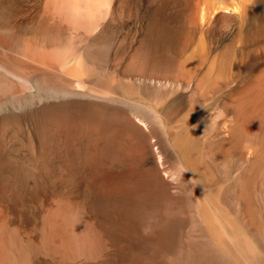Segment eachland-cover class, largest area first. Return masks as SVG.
Returning a JSON list of instances; mask_svg holds the SVG:
<instances>
[{
    "label": "rangeland",
    "instance_id": "rangeland-1",
    "mask_svg": "<svg viewBox=\"0 0 264 264\" xmlns=\"http://www.w3.org/2000/svg\"><path fill=\"white\" fill-rule=\"evenodd\" d=\"M82 1L0 0V218L37 244L54 211L77 242L57 204L81 203L96 252L33 264H192L221 221L251 238L245 223H264V0L201 26L215 0Z\"/></svg>",
    "mask_w": 264,
    "mask_h": 264
},
{
    "label": "bare ground",
    "instance_id": "bare-ground-1",
    "mask_svg": "<svg viewBox=\"0 0 264 264\" xmlns=\"http://www.w3.org/2000/svg\"><path fill=\"white\" fill-rule=\"evenodd\" d=\"M85 1L84 0L82 1L81 6H82V4H84L83 2H85ZM92 1L93 0H91L90 2H92ZM94 1L96 2V0H94ZM209 1H211V0H209ZM209 1H207L206 3H208ZM247 1L248 0H240V1H238V0H230V1H228V0H215L213 3L210 2L211 4L210 3L208 4L209 6H208V8L206 7L207 9L204 8L201 10L199 17H197L198 16L197 14L201 8L199 9L197 7V9H199V11L196 9L198 11L197 14H196V12L193 11L197 16H195V14L193 13L194 16H192V17H197L195 19V21L198 20L200 22L199 25L203 24V23L207 24V22L212 20L213 17L215 18V16H217L221 12L232 13V14L240 13V11L243 7V4H245ZM78 3H80V1ZM86 3L89 5V7L91 5H93L91 3H90L91 5H90L88 2H86ZM100 4L101 3H99L97 5H99V6L103 5V4L102 5H100ZM106 4H107V2H106ZM99 6L96 7V5H95V7L98 9L101 8ZM197 6H199V5H197ZM91 8H89V10L90 9L93 10L94 6H91ZM107 9H109V8H107ZM193 9L195 10V8H193ZM98 11H100V10H98ZM80 70H82V69H80ZM80 70H79V66L77 64H74L73 66H70V67L64 69V75L66 78H69V77L78 78L81 75ZM16 76H18V75H16ZM19 78L22 81V88L24 90H29L30 85H28V84H30V82H31L30 79L26 76H24V77L20 76ZM55 81L53 79L42 77L41 79H39V82H40L38 85L39 89H41L42 87H45V85H46L48 87L51 86L52 88H56L58 93L59 92L61 93L63 91L71 92L70 85H69L68 81H64V82L60 83V85H58V83H57L58 81L57 82H55ZM262 82H263V80H262ZM257 83H256V85H257ZM250 86H252V85H250ZM250 86H249V89H250ZM3 90H4V87L2 86V83H0V92ZM18 91H20V90H18ZM55 93L58 94L57 92H55ZM262 94H260V95H262ZM8 97H9V91H7L6 95H0V100H2L3 98H8ZM11 97L14 100H21V97L19 95H13ZM255 98H256V96H255ZM260 98L262 99V97H260ZM252 102H253V100H252ZM260 103H262V102H260ZM256 106H258V105H256ZM252 107H254V106H252ZM2 108H3V104L0 102V112H2ZM246 108H248V107H246ZM254 108H256V107H254ZM247 110H251V108L247 109ZM254 110L256 111V109H254ZM259 112H260V110H259ZM248 113H250V112L248 111ZM256 114H258V113H256ZM249 117H251V116H249ZM2 118H3V116L0 115V128H2L4 131V129L7 126H6V124ZM256 118H257V115H256ZM251 119H252V117H251ZM244 121H242V122H244ZM253 121H251V122L253 123ZM141 123H144V122H141ZM250 125H253V124H250ZM144 127H146V125ZM0 136H2V135H0ZM261 179H262V181H264V175L261 177ZM59 200H61V199L59 198ZM96 204H97V202H96ZM55 205H56V203H55ZM57 205H58L57 210H58V213L60 215L65 214L67 216H70L71 218H73L76 221V222L75 221L74 222L76 224H78V225L73 226L74 229L79 231L80 237H79V239H77L78 241L76 242L75 240H73L70 229L65 226L67 224L64 225L63 222L61 221V219L58 217V215L54 214V211L52 214H48L47 216H45L46 218L44 217L45 218L44 224L42 223L44 226L41 225L44 227L42 230L41 240L37 244L32 241L33 238L31 240L28 239L29 238L28 236H27L28 238H25L24 236H21L19 233H17L16 229H11V227H9L6 224L5 218H0V264H33L35 257H37V255H39L40 253H42L43 255L46 254V257H50L55 261H68V260L74 259L78 255H85V256L90 255L91 256L94 252H96V251H93L96 248L92 247V242L89 241L88 238L86 237V235L84 234L83 225L81 223L84 208L81 205V203L73 202L71 199L68 198L67 200L58 202ZM52 207H54V206H52ZM99 209H101V208H99ZM48 210H50V209H48ZM46 213H48V212L46 211ZM245 220H247V219H245ZM222 223L223 222L221 221V222H217V224H215V225H217L216 226V228H217V230H216L217 245L211 244V243L207 244L205 242H199V243H192L191 244L190 247L195 252V256H194V259L192 261V264H201L202 262H203V264H216L212 261V258H214V257L217 258V264H264V233H263L264 232L263 231L264 230V223H263L262 227L257 225L256 229H255V228H253L254 220L253 221L250 220V223L246 222L245 225L248 227H251V231H250L251 238H249L246 234H241L240 238H239V236L237 237L238 238L237 240H234V239H232V237H229L230 234L227 235L226 229H225V227H223ZM84 228H86V226ZM230 230H231V228H230ZM40 234L41 233L39 231V235ZM77 234L78 233H76V235ZM29 235H32V234H29ZM216 235H215V237H216ZM208 243H209V241H208ZM99 247L101 248L102 246L99 245ZM205 247H206V249H205ZM39 256H41V255H39Z\"/></svg>",
    "mask_w": 264,
    "mask_h": 264
},
{
    "label": "clouds",
    "instance_id": "clouds-1",
    "mask_svg": "<svg viewBox=\"0 0 264 264\" xmlns=\"http://www.w3.org/2000/svg\"><path fill=\"white\" fill-rule=\"evenodd\" d=\"M205 130H207V126H205ZM174 179H175V177H174Z\"/></svg>",
    "mask_w": 264,
    "mask_h": 264
}]
</instances>
